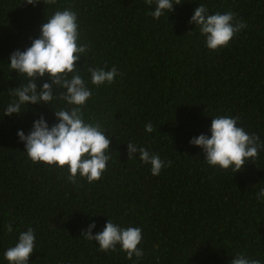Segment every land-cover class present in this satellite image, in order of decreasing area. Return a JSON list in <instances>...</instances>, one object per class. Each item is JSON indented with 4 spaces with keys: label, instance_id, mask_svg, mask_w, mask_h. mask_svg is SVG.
I'll return each instance as SVG.
<instances>
[{
    "label": "trees",
    "instance_id": "obj_1",
    "mask_svg": "<svg viewBox=\"0 0 264 264\" xmlns=\"http://www.w3.org/2000/svg\"><path fill=\"white\" fill-rule=\"evenodd\" d=\"M198 0H182L168 19L145 15L144 0H55L35 6L0 0V111L8 88L21 81L8 68V56L39 34L45 14L77 12L81 75L89 64L115 66L120 75L108 86L92 88L82 109L110 138L111 159L98 181L66 180V172L31 162L16 130L34 119L30 105L19 117L0 119V253L16 231L31 226L36 235L29 264H131L124 253L98 251L81 230L95 221L99 231L109 217L142 228L144 256L139 264H228L244 252L264 259V148L232 173L209 167L188 140L206 132L211 116L238 118L264 143V0H199L209 12L232 11L245 21L227 47L211 51L188 18ZM193 30V31H192ZM192 31V32H189ZM63 106L56 99L52 109ZM151 123L153 131L144 132ZM132 141L158 154L168 166L158 176L138 158H127ZM11 224L14 231L7 232ZM140 246V245H138Z\"/></svg>",
    "mask_w": 264,
    "mask_h": 264
},
{
    "label": "clouds",
    "instance_id": "obj_2",
    "mask_svg": "<svg viewBox=\"0 0 264 264\" xmlns=\"http://www.w3.org/2000/svg\"><path fill=\"white\" fill-rule=\"evenodd\" d=\"M35 6L45 0H23ZM54 4L55 0H47ZM148 6L145 15L153 20L173 12L174 6L182 0H144ZM188 23L203 37L206 49L215 51L227 47L229 41L245 27V21L235 17L232 11L209 12L204 3L197 2ZM192 30V31H193ZM189 31V32H192ZM90 49L81 41L77 12L71 8L56 9L45 14L39 25V34L30 38L28 46L13 50L8 56L9 72L15 71L21 78L15 87L8 88L9 99L3 104L0 119L5 116L19 117L29 110L30 105L47 107L52 122L44 112L33 109L34 119L30 128L16 130V137L23 142V153L33 163L61 169L66 180L75 183L83 179L87 183L98 181L106 171L111 159L110 138L104 128L95 122H87L82 109L92 96V88L108 86L120 75L115 66L89 64L87 75H81ZM85 58L84 63H77ZM63 101V106L52 109L54 100ZM153 125L144 124V132L151 133ZM190 146L198 147L203 161L214 169L240 170L246 163L254 161L264 143L256 133L246 131L238 124V118L228 115L211 116L206 132L189 138ZM127 158L133 157L147 165L152 176H158L168 161L151 149L132 141L125 143ZM257 202H264V186L255 192ZM95 221L81 230V236L94 241L98 251L124 253V259L139 264L144 256L143 232L139 225H122L107 217L101 229L93 233ZM7 232H13L11 224L5 225ZM36 235L31 226L16 231L14 242L0 253V264H29V256L35 250ZM140 245V246H138ZM228 264H264V259L252 258L238 252L231 256Z\"/></svg>",
    "mask_w": 264,
    "mask_h": 264
}]
</instances>
